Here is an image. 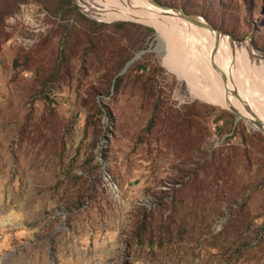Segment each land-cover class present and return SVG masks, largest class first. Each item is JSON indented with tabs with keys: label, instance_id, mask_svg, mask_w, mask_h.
<instances>
[{
	"label": "rangeland",
	"instance_id": "1",
	"mask_svg": "<svg viewBox=\"0 0 264 264\" xmlns=\"http://www.w3.org/2000/svg\"><path fill=\"white\" fill-rule=\"evenodd\" d=\"M155 1L224 35L107 14L147 0H0V264H264V134L193 97L171 44L264 81V0Z\"/></svg>",
	"mask_w": 264,
	"mask_h": 264
},
{
	"label": "bare ground",
	"instance_id": "2",
	"mask_svg": "<svg viewBox=\"0 0 264 264\" xmlns=\"http://www.w3.org/2000/svg\"><path fill=\"white\" fill-rule=\"evenodd\" d=\"M105 6L109 8L108 4ZM138 8L145 12L158 9L141 4L137 8L118 9L117 12H107V14L125 17L148 25H150L149 22L144 20L151 16L157 23V25L151 26L156 27L159 32V45L164 44L161 36L163 26L158 25L162 24L158 16L147 14ZM159 13V17L172 16L169 12ZM195 20L204 22L199 19ZM202 30L204 32L206 29ZM185 35L188 36V33ZM171 44L174 46L173 51L179 52L184 60L178 59L180 61L178 67L188 80L193 97L234 110L238 119L245 120L253 129L255 127L251 122L254 120L260 121L264 125V81L256 66L247 60L245 54L238 56L236 53H232L231 55L230 49H228L230 46H226L222 40L209 45L202 42H197V44L190 42L187 45L188 51H185L184 47H179L180 45L176 41ZM188 65H191V68Z\"/></svg>",
	"mask_w": 264,
	"mask_h": 264
},
{
	"label": "water",
	"instance_id": "3",
	"mask_svg": "<svg viewBox=\"0 0 264 264\" xmlns=\"http://www.w3.org/2000/svg\"><path fill=\"white\" fill-rule=\"evenodd\" d=\"M148 4L153 6V7H156L160 10H162L164 13H168V12H173L175 13L176 15L179 16V18H181L182 20L190 23V24H193L194 26H197V27H202L210 32H214L216 35H224L222 34L219 30L215 29L214 27H212L211 25L207 24L206 22H198L197 20L195 19H198L197 17H192V16H189V15H186L181 9H177V8H170L168 6H165V5H162V4H159L157 3L155 0H147ZM167 15V14H166ZM152 50H147V51H141L139 52L137 55H135L131 61H129L126 66L124 67L122 73L127 69V67L129 65H131L133 62H135L141 55H143L144 53L146 52H150ZM153 51L155 52H158L156 51V47L153 49ZM233 113H235L237 115V113L234 111V110H231ZM255 129L258 130L259 132H261L262 134H264V125H262V123L260 121H253L251 122Z\"/></svg>",
	"mask_w": 264,
	"mask_h": 264
},
{
	"label": "trees",
	"instance_id": "4",
	"mask_svg": "<svg viewBox=\"0 0 264 264\" xmlns=\"http://www.w3.org/2000/svg\"><path fill=\"white\" fill-rule=\"evenodd\" d=\"M63 2V5H66L67 7H71L72 3L71 0H61ZM166 6V5H165ZM169 7V6H168ZM178 9V8H177ZM213 27V26H212ZM216 29V28H215Z\"/></svg>",
	"mask_w": 264,
	"mask_h": 264
}]
</instances>
